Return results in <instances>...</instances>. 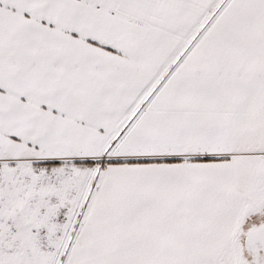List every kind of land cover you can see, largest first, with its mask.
<instances>
[{
    "label": "snow or ice",
    "instance_id": "1",
    "mask_svg": "<svg viewBox=\"0 0 264 264\" xmlns=\"http://www.w3.org/2000/svg\"><path fill=\"white\" fill-rule=\"evenodd\" d=\"M0 264H264V0H0Z\"/></svg>",
    "mask_w": 264,
    "mask_h": 264
}]
</instances>
